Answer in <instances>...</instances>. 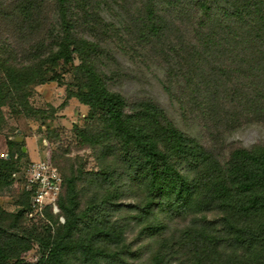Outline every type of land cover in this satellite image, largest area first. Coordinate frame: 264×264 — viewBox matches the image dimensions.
<instances>
[{
    "label": "trees",
    "instance_id": "obj_1",
    "mask_svg": "<svg viewBox=\"0 0 264 264\" xmlns=\"http://www.w3.org/2000/svg\"><path fill=\"white\" fill-rule=\"evenodd\" d=\"M64 63L99 168L61 167L65 221L28 264L128 263L145 247L144 264H264V135L232 138L264 128V0H0V120L5 104L28 110V87ZM152 80L169 107L144 89ZM122 209L139 224L135 246ZM21 213L0 214V264L31 247Z\"/></svg>",
    "mask_w": 264,
    "mask_h": 264
},
{
    "label": "rangeland",
    "instance_id": "obj_2",
    "mask_svg": "<svg viewBox=\"0 0 264 264\" xmlns=\"http://www.w3.org/2000/svg\"><path fill=\"white\" fill-rule=\"evenodd\" d=\"M74 62L77 63L78 60L75 58ZM68 69L69 65L64 63L58 68L60 72L58 80H48L28 87L26 97L29 104L28 110L15 103L2 106L0 158H9V153L12 156L9 171L0 190V214L2 212L15 214L20 210L22 213L18 222L19 228L29 230L33 236L31 247L21 255L22 264L38 263L47 250L43 238L49 233H54L56 227L65 221L59 206V200L65 191L62 168L65 171H69L71 167L84 171L99 168L92 149L83 146L77 134L76 128L86 122L89 106L80 102L75 95L69 94V91L76 89V80ZM140 87L141 85L134 81H125L122 89L126 93H133L138 92ZM143 87L169 107L167 97L156 82L152 80ZM173 115L177 116L176 113ZM263 135L264 128L252 124L235 131L232 138L244 145H249ZM8 140L15 141L17 146H9ZM19 147L22 151L20 155L17 151ZM41 161L47 162L56 169L59 174V186L53 191L48 190L47 201L38 203L33 202V197L41 186L30 181L29 169L33 162ZM81 182L80 180L78 183ZM86 190L81 189L77 195V211L83 209L86 204L87 196L90 194V191ZM120 197L121 200H133L127 193ZM99 213L105 212L101 210ZM113 213L128 214L130 217V223L124 231L126 241L137 237L139 224H136L130 216L134 210L122 209ZM49 214L52 216L50 217ZM140 240L141 238H135L132 246L139 244ZM150 250L151 247H145L136 257L130 256L127 259L128 263L119 262L118 264H144V259Z\"/></svg>",
    "mask_w": 264,
    "mask_h": 264
},
{
    "label": "built area",
    "instance_id": "obj_3",
    "mask_svg": "<svg viewBox=\"0 0 264 264\" xmlns=\"http://www.w3.org/2000/svg\"><path fill=\"white\" fill-rule=\"evenodd\" d=\"M30 181L41 189L33 197V202L42 203L47 201L48 192L59 186V174L55 168L51 167L47 162H33L30 165ZM49 190V191H48Z\"/></svg>",
    "mask_w": 264,
    "mask_h": 264
}]
</instances>
